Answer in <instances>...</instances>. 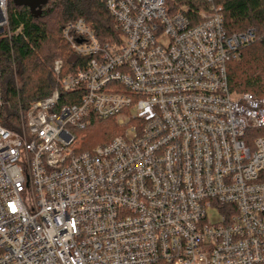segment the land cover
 I'll return each instance as SVG.
<instances>
[{"label": "built area", "instance_id": "built-area-1", "mask_svg": "<svg viewBox=\"0 0 264 264\" xmlns=\"http://www.w3.org/2000/svg\"><path fill=\"white\" fill-rule=\"evenodd\" d=\"M100 1L118 41L69 21L84 65L55 60L53 91L0 122V264H264V96L227 71L263 34L229 33L215 5L195 22L168 0ZM10 106L0 84V118ZM93 116L121 132L84 148Z\"/></svg>", "mask_w": 264, "mask_h": 264}, {"label": "trees", "instance_id": "trees-1", "mask_svg": "<svg viewBox=\"0 0 264 264\" xmlns=\"http://www.w3.org/2000/svg\"><path fill=\"white\" fill-rule=\"evenodd\" d=\"M185 4L191 20L198 21V11L221 7L224 26L229 33L254 28L263 36L243 48L241 56L227 64L230 90L239 94L250 92L264 96V0H168ZM84 18L102 43L118 41L117 22L100 0H53L35 18L26 6L11 8L12 29L24 25L25 38L17 36L10 42L0 39V84L11 100L0 122L12 126L18 116L19 101L24 106L49 95L55 87L54 62L62 59V74L76 72L86 59L77 55L63 37L69 21ZM84 148L105 144L121 132L114 118L92 117L84 130ZM264 134V128L257 130Z\"/></svg>", "mask_w": 264, "mask_h": 264}, {"label": "water", "instance_id": "water-1", "mask_svg": "<svg viewBox=\"0 0 264 264\" xmlns=\"http://www.w3.org/2000/svg\"><path fill=\"white\" fill-rule=\"evenodd\" d=\"M16 6H26L29 8L33 17L38 18L42 14L44 6L49 0H13Z\"/></svg>", "mask_w": 264, "mask_h": 264}, {"label": "rangeland", "instance_id": "rangeland-1", "mask_svg": "<svg viewBox=\"0 0 264 264\" xmlns=\"http://www.w3.org/2000/svg\"><path fill=\"white\" fill-rule=\"evenodd\" d=\"M51 1L53 2V0H50V1H49V4H50ZM49 4H48V5H49ZM48 5H47V6H48ZM13 6H15V4H14L13 0H11V2H10V15H11V8H12ZM84 133H85V132H84ZM255 134H256V135H264V134H259L257 131H256Z\"/></svg>", "mask_w": 264, "mask_h": 264}]
</instances>
